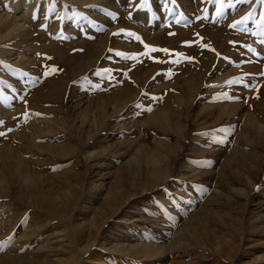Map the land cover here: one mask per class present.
Returning a JSON list of instances; mask_svg holds the SVG:
<instances>
[{
  "label": "rangeland",
  "instance_id": "obj_1",
  "mask_svg": "<svg viewBox=\"0 0 264 264\" xmlns=\"http://www.w3.org/2000/svg\"><path fill=\"white\" fill-rule=\"evenodd\" d=\"M27 2L0 0V264H264V0Z\"/></svg>",
  "mask_w": 264,
  "mask_h": 264
},
{
  "label": "bare ground",
  "instance_id": "obj_2",
  "mask_svg": "<svg viewBox=\"0 0 264 264\" xmlns=\"http://www.w3.org/2000/svg\"><path fill=\"white\" fill-rule=\"evenodd\" d=\"M46 1H48V0H45V2ZM53 1V0H52ZM69 2H71V5H73L74 7H80V9H81V11H84L86 14H88L90 17L92 16V19H98V12H97V9H94L95 7H96V5H95V7L92 9H90V7L88 6L89 4H91L92 2L93 3H98V2H106V3H111L110 2V0H68ZM28 2H29V0H28ZM28 2L26 3V4H28ZM30 4V3H29ZM28 4V8H31L32 6L31 5H29ZM33 4V3H32ZM103 4V3H102ZM92 5V7H93V4H91ZM90 5V6H91ZM98 5V4H97ZM106 5V4H105ZM108 6V5H107ZM13 7H14V10L15 11H18L19 9H20V7L18 6V4H15V3H13ZM28 14V13H27ZM26 14V16L27 17H30L31 15H27ZM10 15H8V16H6V14L3 16V15H1L0 16V25H2V29L0 30L1 32H0V41H5V39H8L9 38V36L12 38V36H16V31L18 30L19 31V28H20V26H17V25H13L12 27H11V29H9L10 27H8V25L7 24H9V22L10 21H12V19H10V17H9ZM101 16V15H100ZM30 19V18H29ZM17 21V20H16ZM15 21V22H16ZM12 23V22H11ZM15 24V23H14ZM19 25V24H18ZM15 26V27H14ZM23 26V25H22ZM5 28V29H4ZM3 29H4V31H9V30H11V31H9V32H6L7 34H5L4 32H3ZM23 29V28H22ZM22 32V31H21ZM21 32H19L20 34L19 35H23ZM18 35V34H17ZM17 37V36H16ZM16 39V38H15ZM11 49H9V50H6V54L7 55H9L8 57H13V53H12V51H10ZM1 51V50H0ZM2 52V51H1ZM23 55V54H22ZM25 57V56H24ZM26 58V57H25ZM9 59V58H8ZM18 59V58H17ZM23 59V58H22ZM13 60V59H12ZM10 61V60H9ZM90 62V61H89ZM90 64V63H89ZM13 80V79H12ZM142 153V152H141ZM156 161V160H155ZM149 162V161H148ZM150 162H152V163H155L152 159H151V161ZM185 165L187 166V167H191L187 162H185ZM152 167H154V166H152ZM159 167V166H158ZM155 169H156V167H155ZM155 173V180H159V179H162V178H164L165 177V174H166V171L164 170V169H162V168H157L155 171H154ZM4 178V177H3ZM6 180V179H5ZM2 181V183H3V187H5V188H7L6 186L7 185H9V184H7L3 179L1 180ZM29 182V178L28 179H26L25 180V182ZM7 184V185H6ZM103 200H105V199H103ZM117 248H119L120 249V251L121 250H123L124 251V249H126L123 245L121 246H119V245H117L116 246ZM114 249H115V247H114Z\"/></svg>",
  "mask_w": 264,
  "mask_h": 264
},
{
  "label": "snow or ice",
  "instance_id": "obj_3",
  "mask_svg": "<svg viewBox=\"0 0 264 264\" xmlns=\"http://www.w3.org/2000/svg\"><path fill=\"white\" fill-rule=\"evenodd\" d=\"M233 27H235V25H233ZM165 51H167V50H165ZM56 70H59V69H56Z\"/></svg>",
  "mask_w": 264,
  "mask_h": 264
}]
</instances>
